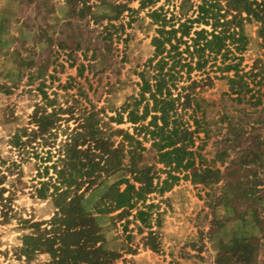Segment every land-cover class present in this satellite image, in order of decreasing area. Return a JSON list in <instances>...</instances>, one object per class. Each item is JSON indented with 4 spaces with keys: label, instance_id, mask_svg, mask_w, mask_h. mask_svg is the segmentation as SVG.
I'll use <instances>...</instances> for the list:
<instances>
[{
    "label": "rangeland",
    "instance_id": "1",
    "mask_svg": "<svg viewBox=\"0 0 264 264\" xmlns=\"http://www.w3.org/2000/svg\"><path fill=\"white\" fill-rule=\"evenodd\" d=\"M111 1L0 2V264H82L102 250L113 252L109 264H264V39L256 20L244 24L248 42L238 66L252 90L237 100L216 66L209 70L211 79L195 87L203 98L196 116L204 113L200 127L209 130L208 138L200 131L194 142L198 174L184 178L174 169L170 172L178 178L168 177L169 167L156 161L143 131L134 135L145 147L135 161L149 168L156 188L136 203L137 209L151 205L148 225L135 218V209H95L101 198L113 200L116 189L125 187L123 179L132 181L126 153L115 171L83 177V216L69 228L62 226L58 261L53 257L47 244L55 234V206L48 194L57 179L51 166L55 162L65 174L74 170L71 147L63 157L72 138L87 163L103 150L113 162L114 153L120 160L116 130H134L110 116L138 92L135 72L153 51V25L145 10H126L112 21L124 27L106 49L102 27L107 16L116 15ZM129 6L136 8L137 2ZM48 114L50 125L38 128L36 118ZM16 135L19 144L13 146ZM97 137L103 141L96 147ZM205 167L219 173L203 172ZM166 178L172 185L159 192ZM39 188L46 198L39 197Z\"/></svg>",
    "mask_w": 264,
    "mask_h": 264
},
{
    "label": "trees",
    "instance_id": "2",
    "mask_svg": "<svg viewBox=\"0 0 264 264\" xmlns=\"http://www.w3.org/2000/svg\"><path fill=\"white\" fill-rule=\"evenodd\" d=\"M129 1L131 0H112L109 3L116 15L107 16V23L102 27V40L106 44V49L110 50L108 47L112 44V35L117 30H120V33L116 39L121 38L123 23L115 24L112 21L126 10L130 12L145 10V16L153 25L150 39L152 55L141 69L135 72L139 79L138 92L128 96L115 112L116 116H110V119L117 124L124 122L131 124L134 133L131 134L123 129L116 130L121 137L119 142L121 154L118 160L114 153V162L108 152L100 150V158L96 161H89L88 158V164L83 161L84 152L78 148L80 144L76 143L75 138L65 143V149L66 146L71 147L74 153L71 159L77 165L73 166L72 172L66 174L61 169H57L55 162L51 166L57 179L48 194L53 198L55 206V213L51 219L55 234L54 240L47 244H50L49 249L55 258L59 250L56 244L62 236V226L69 228L83 216L79 202L82 198V192L79 191L83 177H96L93 175L95 170L115 171L126 153L129 159L125 166L131 174L132 181L123 179L125 187L122 190L116 189L113 200L103 203L101 198L95 204V209L98 213L117 210L122 212L125 209L130 213L131 209H135V218L143 225H148L147 217L150 215L148 208L151 205L137 209L136 203L143 201L145 196L156 188L152 185L153 177L149 174V168L139 167L135 161L136 157L142 156L140 151L145 150V147L134 135L143 131L142 138L150 142L156 161L169 167L168 177L178 178L170 172L174 169L183 171L184 178L193 179L198 174L200 167L195 163L198 146H195L194 142L199 138L197 134L200 131L203 132V138H208L209 130L200 127L204 113L202 112L201 118L196 116L203 98L199 97V91H196L195 87L201 80L211 79L209 70L212 66H216L221 72V77L230 84L229 91L235 94L237 100L242 99L245 93L252 90L238 70L242 60L241 53L248 42L243 27L246 22L258 21L257 33L264 39V0H180L179 2L164 0L166 4L163 2L160 5H157L160 0H135L136 8L130 7ZM217 61L219 65H216ZM231 70L234 72L233 76L224 74ZM193 72H199L205 77L201 76V79L197 80L193 78ZM141 103L143 104L140 109ZM51 116L48 114L37 117V127L42 129L50 125ZM147 117L150 119L144 123ZM18 141L17 135L14 136L13 146L19 144ZM93 141L97 147V143H101L103 139L97 137ZM67 151L68 149L65 150L63 157H66ZM99 160L102 161L101 165ZM203 172L217 174L219 170L205 167ZM40 184L47 185V182ZM171 185V182H167V178L163 179L158 190L163 192ZM2 190L3 188L0 193ZM38 191L41 193L44 188H39ZM39 197L46 198V195L41 193ZM34 241L38 243L43 240L35 238ZM112 253L102 250L101 256L85 258L82 264H109L107 259ZM56 259L58 261V258ZM58 264L79 263L59 261Z\"/></svg>",
    "mask_w": 264,
    "mask_h": 264
},
{
    "label": "crops",
    "instance_id": "3",
    "mask_svg": "<svg viewBox=\"0 0 264 264\" xmlns=\"http://www.w3.org/2000/svg\"><path fill=\"white\" fill-rule=\"evenodd\" d=\"M8 0H0V2L4 5V3H7ZM6 5V4H5Z\"/></svg>",
    "mask_w": 264,
    "mask_h": 264
}]
</instances>
